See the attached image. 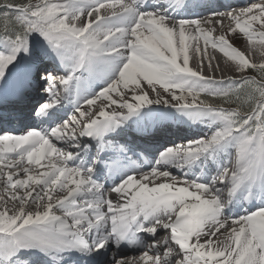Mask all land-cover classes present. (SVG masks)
<instances>
[{"label": "snow or ice", "instance_id": "snow-or-ice-1", "mask_svg": "<svg viewBox=\"0 0 264 264\" xmlns=\"http://www.w3.org/2000/svg\"><path fill=\"white\" fill-rule=\"evenodd\" d=\"M197 7L0 0V96L43 93L22 134L0 107V178L19 204L0 208V264H264V62L228 38L264 55V0ZM217 52L238 76L205 75ZM159 118L206 131L152 153L116 139Z\"/></svg>", "mask_w": 264, "mask_h": 264}, {"label": "bare ground", "instance_id": "bare-ground-1", "mask_svg": "<svg viewBox=\"0 0 264 264\" xmlns=\"http://www.w3.org/2000/svg\"><path fill=\"white\" fill-rule=\"evenodd\" d=\"M217 0H199V7H197L196 8V10H198L200 13H201V15H203L204 17H208V15H209V12H206V9L207 10H209L210 9V7H212V6H214L215 5V2H216ZM259 1L260 0H249V1H245L244 3H242L240 6H242L243 4H245V3H248V2H252V3H259ZM230 1H228L227 3H229ZM224 4L226 7H224L225 9L224 10H222L221 9V7H219L216 11H220V12H225V11H229V10H233V9H236V8H233V9H229L231 6H230V4ZM218 7V6H217ZM217 19H219V17H216ZM205 27H211V26H209V25H205ZM224 28H226L225 27V25H224ZM216 32H218V34H220V32H221V29L219 28V27H217L216 28ZM246 51H249V52H254V53H256L257 51H259V52H261L260 50H256V49H253V48H248V49H245ZM193 55V59H195V55L194 54H192ZM190 62H192V63H190V66H192L193 68H196L197 66H198V62H197V60H195V61H191L190 60ZM223 62V61H222ZM225 62V61H224ZM205 65H206V63H205ZM213 67H215V64L213 65ZM220 67H222V69H224L228 74H230V72H231V69H229V68H227L224 64H220ZM204 71H207L208 72V70H207V67L205 66V69H204ZM232 72H234V71H232ZM232 74V73H231ZM233 76H235V75H233ZM25 84H27V83H25ZM15 88H17V89H15ZM43 95V93H39V92H37L36 91V89H35V85H33L32 87H29L28 85H27V89L26 90H24V87H20L19 85H18V87L16 86V87H14V88H12V89H10L9 90V94L7 95V99L10 101V103H12L13 104V107H17V108H25L26 106H28L29 104H31V103H35L37 100H39V97H41ZM5 98V97H4ZM115 98V97H114ZM99 103V102H98ZM114 107V106H113ZM70 109H71V106H70ZM143 126V127H148V128H157V125H154V124H152V123H150V122H147V124H145V123H141L140 125H136L137 127H140V126ZM158 128H160V130H162V131H166L167 133H170V127H167V126H162V127H158ZM174 129L177 131V133H182L183 131L179 128V127H174ZM205 131H206V129H205ZM165 132V133H166ZM165 133H163V134H165ZM26 166V165H25ZM12 172H16L17 170L16 169H12L11 170ZM175 171V170H174ZM14 178H19V179H23L24 178V175H23V172H22V169L20 170V175L19 176H17V177H14ZM1 183H3V178H0V184ZM1 186V185H0ZM5 188V186L3 187V189ZM10 192H11V189H9L8 190V192H5V189H4V194L6 193V195L7 196H9V194H10ZM3 193V191H1L0 192V194H2ZM1 196V195H0ZM105 196H108V194H105ZM4 197H6V196H4ZM111 198L115 201L116 200V196H115V194H112V196H111ZM8 199V198H7ZM11 201V200H10ZM2 202V201H1ZM4 202V201H3ZM5 202H6V200H5ZM11 202H13V201H11ZM8 203V202H7ZM14 203V202H13ZM1 204V203H0ZM14 204H18V202H15ZM2 205H4V204H2ZM8 205V204H7ZM19 205V204H18ZM12 207V206H11ZM1 208H2V206H1ZM253 210H254V208H253ZM162 232V233H161ZM161 232H159L158 233V235L159 234H161V235H163L164 234V232L163 231H161ZM157 235V236H158ZM148 242H150V240H148ZM120 252L123 254V255H125V256H133V255H139V252L138 251H136V250H134V249H129V248H127V247H125V248H122L121 250H120ZM108 256H109V259L111 258V256H112V252H109V254H108Z\"/></svg>", "mask_w": 264, "mask_h": 264}, {"label": "rangeland", "instance_id": "rangeland-1", "mask_svg": "<svg viewBox=\"0 0 264 264\" xmlns=\"http://www.w3.org/2000/svg\"><path fill=\"white\" fill-rule=\"evenodd\" d=\"M257 28L259 27L258 25L256 26ZM226 29V28H225ZM238 33V34H237ZM236 34H234V37H232V35L229 37V38H231V40L233 41V40H238L239 42H241L242 41V38H243V36H242V34H240L239 32H237ZM248 48H250V46L248 47ZM248 48H246V49H248ZM257 50V49H256ZM244 52H245V54H249V56L251 57V59L255 62V63H261L262 62V57L264 56V55H261V52H259V51H257L256 53H254V52H249V51H246L245 49L243 50ZM194 55H195V53H193ZM213 55V54H212ZM195 57V56H194ZM250 59V58H249ZM192 60L193 61H195L196 59H193L192 58ZM223 61V62H222ZM220 60V64L222 63V64H224L225 66H226V64H225V62H224V59L223 60ZM190 63H192V62H190ZM205 63H207V62H205ZM193 64V63H192ZM214 64H216V61L214 60L213 61V65ZM215 68V67H214ZM220 69H222V67H220ZM232 73V74H231ZM229 75H238L237 73H235V72H232V70H231V72H230V74ZM235 77V76H234ZM1 186H0V192L1 191H3V193L2 194H0L1 196L0 197H3V201L1 202L0 201V208H1V206H2V208L5 206V203H6V205H7V207L9 208V209H12V208H16V209H18L19 208V205L18 204H14L13 202H11L10 201V199H9V196H7L6 195V193L4 194V189H3V187H4V183H1L0 184ZM22 194V193H21ZM4 196H6V197H4ZM8 198V199H7ZM5 200H6V202H5ZM8 202V203H7ZM2 204H4V205H2ZM12 206V207H11Z\"/></svg>", "mask_w": 264, "mask_h": 264}]
</instances>
